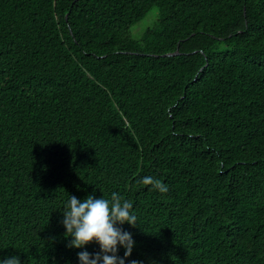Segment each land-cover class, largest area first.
<instances>
[{
	"label": "trees",
	"instance_id": "16d2710c",
	"mask_svg": "<svg viewBox=\"0 0 264 264\" xmlns=\"http://www.w3.org/2000/svg\"><path fill=\"white\" fill-rule=\"evenodd\" d=\"M0 264H264V0H0Z\"/></svg>",
	"mask_w": 264,
	"mask_h": 264
},
{
	"label": "rangeland",
	"instance_id": "374dc122",
	"mask_svg": "<svg viewBox=\"0 0 264 264\" xmlns=\"http://www.w3.org/2000/svg\"><path fill=\"white\" fill-rule=\"evenodd\" d=\"M156 22V10L149 12L145 18L133 25L129 31L128 35L133 40H139L142 34L149 28H151Z\"/></svg>",
	"mask_w": 264,
	"mask_h": 264
},
{
	"label": "water",
	"instance_id": "95a60500",
	"mask_svg": "<svg viewBox=\"0 0 264 264\" xmlns=\"http://www.w3.org/2000/svg\"><path fill=\"white\" fill-rule=\"evenodd\" d=\"M176 55H177V52H175L173 54L164 55L162 57H173V56H176Z\"/></svg>",
	"mask_w": 264,
	"mask_h": 264
}]
</instances>
